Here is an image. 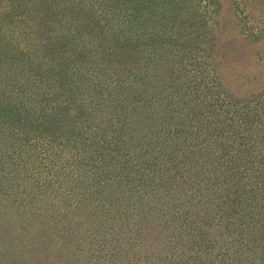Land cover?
<instances>
[{
	"label": "rangeland",
	"instance_id": "rangeland-1",
	"mask_svg": "<svg viewBox=\"0 0 264 264\" xmlns=\"http://www.w3.org/2000/svg\"><path fill=\"white\" fill-rule=\"evenodd\" d=\"M129 3L141 22L131 20L130 34L142 39L147 79L157 82L148 81L146 99L160 98L162 111L174 102L179 126L172 140L180 137L188 150L176 168L185 175L195 170L189 187L135 178L126 191L125 175L100 158L91 165L64 146L16 141L11 157L30 163L22 172L34 186L0 181V248L8 249L7 263L264 264V0ZM186 111L192 114L181 120ZM151 113L143 116L150 120ZM75 144L73 152L84 151ZM187 158L193 167L185 168ZM84 179L93 192L122 187V200L111 196L89 215L82 207L89 205L82 199ZM41 188L48 193L30 190ZM55 205L82 228L58 247L43 236L48 224L42 218H54L45 212ZM21 217L31 220L28 226Z\"/></svg>",
	"mask_w": 264,
	"mask_h": 264
},
{
	"label": "trees",
	"instance_id": "trees-1",
	"mask_svg": "<svg viewBox=\"0 0 264 264\" xmlns=\"http://www.w3.org/2000/svg\"><path fill=\"white\" fill-rule=\"evenodd\" d=\"M131 20L138 22L140 16L129 0H0V154L8 153L0 159L1 183L34 186L22 172L30 163L13 160L9 149L16 141L26 145L34 138L55 148L64 146L91 165L100 158L125 175L121 185L126 191L135 178L152 185L160 181V186L171 189L189 184L188 175L195 170L185 175L176 168L188 150L179 144L180 137L172 140L179 126L170 108L174 102L168 101L169 107L162 111L160 98L146 99L148 81L157 82L147 79L143 41L130 34ZM172 85L169 82L164 91L169 94ZM147 109L152 110L150 120L143 116ZM190 113L179 118L187 120ZM74 141L84 151L73 152ZM23 143L18 146L22 152ZM184 163L190 168L194 160L187 158ZM84 184L85 179L80 186L82 199L89 205L82 207H88L89 215L111 196L117 197L116 202L122 200V187L93 192ZM30 190L38 196L48 193L44 188ZM45 213L54 218H42L48 224L43 236L48 241L53 237L57 247L82 229L81 222L77 224L56 205ZM21 219L26 226L31 221ZM0 245H5L2 237ZM7 250L0 248V264H8Z\"/></svg>",
	"mask_w": 264,
	"mask_h": 264
}]
</instances>
